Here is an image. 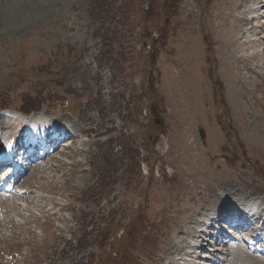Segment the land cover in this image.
<instances>
[{"label":"rangeland","instance_id":"rangeland-1","mask_svg":"<svg viewBox=\"0 0 264 264\" xmlns=\"http://www.w3.org/2000/svg\"><path fill=\"white\" fill-rule=\"evenodd\" d=\"M2 110L76 133L0 199V264H240L196 230L264 208V0H0Z\"/></svg>","mask_w":264,"mask_h":264},{"label":"bare ground","instance_id":"bare-ground-1","mask_svg":"<svg viewBox=\"0 0 264 264\" xmlns=\"http://www.w3.org/2000/svg\"><path fill=\"white\" fill-rule=\"evenodd\" d=\"M252 10H254V9H251V10H249L247 13L248 14H250V13H254ZM24 13H28V9H25L24 10ZM247 16V15H246ZM245 18V17H244ZM56 129H59V127L58 128H56ZM70 128H68V130H69ZM69 131H71V130H69ZM14 152H12V153H10V155H12ZM203 160V159H202ZM202 168V167H201ZM201 172V171H200ZM222 217V216H221ZM192 231H189L188 232V234H190ZM206 232V231H205ZM206 237H207V235H206ZM237 248V249H235V248ZM234 247L233 248H231V249H233V250H237L236 252H235V258L234 259H236L237 261H239L240 262V264H247V262H246V260H247V258L246 257H242L241 256V245L239 244V243H236L235 245H234ZM191 248H194V247H191ZM197 248V247H196ZM195 248V249H196ZM243 248V247H242ZM197 250V249H196ZM195 250V251H196ZM187 252H189V251H187ZM187 252H185L186 253V255H187ZM230 252H234V251H230ZM247 252V251H246ZM248 253V252H247ZM249 254V253H248ZM232 255V254H231ZM233 255H234V253H233ZM188 256H190L189 255V253H188ZM253 256V255H252Z\"/></svg>","mask_w":264,"mask_h":264},{"label":"water","instance_id":"water-1","mask_svg":"<svg viewBox=\"0 0 264 264\" xmlns=\"http://www.w3.org/2000/svg\"><path fill=\"white\" fill-rule=\"evenodd\" d=\"M199 133L203 137V131L201 129L199 130Z\"/></svg>","mask_w":264,"mask_h":264}]
</instances>
